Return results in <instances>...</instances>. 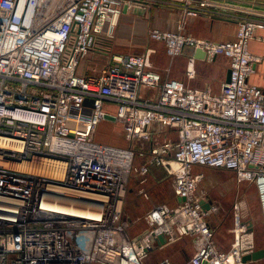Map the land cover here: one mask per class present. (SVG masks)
<instances>
[{
    "label": "built area",
    "instance_id": "built-area-1",
    "mask_svg": "<svg viewBox=\"0 0 264 264\" xmlns=\"http://www.w3.org/2000/svg\"><path fill=\"white\" fill-rule=\"evenodd\" d=\"M122 4L0 0V264H144L150 232L168 241L191 234L192 264H248L242 256L254 245L244 201L234 202L230 249H218L196 192L202 174L191 168L232 170L253 183L264 224V90L249 81L259 57L248 48L264 21L240 18L233 39L197 38L183 32L186 19L214 4L182 0L175 28L149 30L171 55L200 48L206 60L227 56L229 79L219 92L162 78L150 49L114 53L98 74L79 73L98 38L111 34L107 20ZM143 87L153 92L144 96ZM106 115L122 125L128 146L94 139ZM154 124L176 138L154 140ZM135 155L146 161L134 165ZM39 159L56 161L62 175L19 166ZM150 165L172 175L173 193L183 199L154 205L147 231L131 239L122 216L128 177L135 172L143 182Z\"/></svg>",
    "mask_w": 264,
    "mask_h": 264
},
{
    "label": "crops",
    "instance_id": "crops-1",
    "mask_svg": "<svg viewBox=\"0 0 264 264\" xmlns=\"http://www.w3.org/2000/svg\"><path fill=\"white\" fill-rule=\"evenodd\" d=\"M212 6L200 10L196 16L187 17L183 26V32L197 38H207L211 40H227L235 37L238 26V20L243 17L254 16L264 21V8H258V13H254V1L249 0H208ZM182 0H123L119 14L112 15L107 20V27H112L111 34L101 35L98 38L94 50L85 55L79 62L77 71L81 74H98L101 68L111 61V55L117 53H134L132 50H138L136 53L149 50L150 59L161 73L162 78H176L183 80L186 84L195 87L208 86L213 92H219L214 83L216 80L205 78L199 69L200 63H213L217 57L212 60L204 58H194L191 69H188L190 57L196 49L186 48L183 53L171 55L165 43L161 40L149 36V30L153 28L173 29L180 16ZM249 51L258 56L259 59L253 63V71L249 76V81L264 90V27L257 28L248 42ZM200 49V48H198ZM229 68V59L223 55ZM86 57V58H85ZM155 68V67H154ZM226 69V70H227ZM193 70V76L187 77L186 71ZM226 76V73H225ZM225 80V77H224ZM214 81V82H213ZM216 88V89H215ZM142 95H148L153 92L145 87L141 88ZM106 108L114 109L112 103H106ZM109 121L116 120L107 118ZM121 130H122V125ZM154 140L161 141L164 138H176V131L170 128H159L156 124L153 126ZM123 134V132H122ZM124 138V136H123ZM124 141L127 142L124 138ZM151 141L141 142L140 145L147 148ZM123 146V145H117ZM128 146V142H127ZM137 150V148H136ZM146 161L145 157L135 155L133 163L138 165ZM201 165H193L192 173H203L199 171ZM208 167V166H205ZM213 168V167H209ZM220 169L234 175L232 170ZM213 174L206 175L207 183H221L222 178H213ZM169 174L163 166L150 165L145 180L140 181V175L131 172L128 177L127 191L123 201V219L128 222L127 232L131 239H136L147 230L145 214L156 204L166 203L170 206L176 205L181 199L173 193L172 181L168 184ZM220 181V182H218ZM235 181L239 184L246 181H239L235 176ZM198 183V184H199ZM225 184V182H224ZM230 187L231 184L224 185ZM198 186V185H197ZM222 186V185H221ZM222 188V187H221ZM256 188V187H255ZM201 196L203 208L206 210L205 218L213 229V240L220 250H229L233 240L234 227V202H229L227 190L221 192V198L213 199L197 190ZM226 192V193H224ZM257 210L252 218H246L252 232L254 250L264 248V224L261 220V209L256 190ZM229 204V205H228ZM247 210L243 206L241 212ZM195 251V239L191 234L178 237L174 241H160L154 239L151 241V247L147 256L143 259L144 264H156L167 259L170 264H192L190 259ZM248 264H264V255L256 259L247 260ZM103 264V263H98Z\"/></svg>",
    "mask_w": 264,
    "mask_h": 264
},
{
    "label": "rangeland",
    "instance_id": "rangeland-1",
    "mask_svg": "<svg viewBox=\"0 0 264 264\" xmlns=\"http://www.w3.org/2000/svg\"><path fill=\"white\" fill-rule=\"evenodd\" d=\"M254 1V13H258V8H264V0H249ZM254 18H256L254 16ZM257 19H259L257 17ZM138 50H132L134 53ZM86 58V57H85ZM153 67L157 68L153 62L151 61ZM228 66L227 59L223 56V54H220L217 59L213 63L205 64L200 63L198 65V69L202 74L208 75L207 77H210L211 80H216L214 83L215 87L218 89V86L224 81L226 69ZM205 77V78H207ZM213 81V82H214ZM215 88V89H216ZM120 123H115L114 121H109L107 119L101 120L96 128L94 139L96 141L113 144V145H123L127 146V142L124 141L123 134H122ZM199 171L203 173V179L197 186V190L201 193H204L205 195H208L209 197L215 199L221 198V192L225 189L227 190V193L229 195V202L231 203L235 199H241L244 201L245 206H247V210L244 212H241L242 220H245L246 218H252L254 221V213L257 210V199H256V188L253 183L249 182H242L237 183L235 181L234 175H229L223 170L220 169H213L205 166H200ZM213 174V178H222V182L224 185L231 184L230 187H224L223 184L217 183H207L205 178L208 174ZM173 177H168L166 180H168V184L171 185ZM220 180V179H219ZM220 182V181H218ZM222 185V186H221ZM222 187V188H221ZM224 200V198H221V200ZM229 205V204H228Z\"/></svg>",
    "mask_w": 264,
    "mask_h": 264
},
{
    "label": "water",
    "instance_id": "water-1",
    "mask_svg": "<svg viewBox=\"0 0 264 264\" xmlns=\"http://www.w3.org/2000/svg\"><path fill=\"white\" fill-rule=\"evenodd\" d=\"M194 58H204L203 50L198 49V48L195 50V52L193 53L192 57H190V59H189L188 69H191L192 61H193ZM229 73H230V71H229V68H228L226 70L225 80L229 79ZM85 103H90V102H89L88 99H86ZM106 118L114 119L113 116H109V115H106ZM180 199H183V198H180ZM149 238H150L151 241L154 240V239H158L161 242L165 241V236L163 234H155L154 232H150ZM263 255H264V248H261V249H258V250H253L250 253L244 254L242 256V260L247 261V260H250V259H256V258L261 257Z\"/></svg>",
    "mask_w": 264,
    "mask_h": 264
},
{
    "label": "bare ground",
    "instance_id": "bare-ground-1",
    "mask_svg": "<svg viewBox=\"0 0 264 264\" xmlns=\"http://www.w3.org/2000/svg\"><path fill=\"white\" fill-rule=\"evenodd\" d=\"M19 166L24 169H36L45 173L56 172L58 175H62V168H58V163L53 160L39 159L32 162H22Z\"/></svg>",
    "mask_w": 264,
    "mask_h": 264
}]
</instances>
